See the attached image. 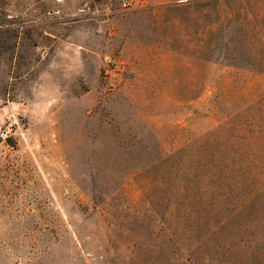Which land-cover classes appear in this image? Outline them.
<instances>
[{
	"label": "rangeland",
	"instance_id": "374dc122",
	"mask_svg": "<svg viewBox=\"0 0 264 264\" xmlns=\"http://www.w3.org/2000/svg\"><path fill=\"white\" fill-rule=\"evenodd\" d=\"M0 264H264V0H0Z\"/></svg>",
	"mask_w": 264,
	"mask_h": 264
},
{
	"label": "built area",
	"instance_id": "2783aa9c",
	"mask_svg": "<svg viewBox=\"0 0 264 264\" xmlns=\"http://www.w3.org/2000/svg\"><path fill=\"white\" fill-rule=\"evenodd\" d=\"M118 2L123 11L135 10L139 5V0H118ZM124 65V61L116 57H111L108 60V67L113 72L122 71L124 69Z\"/></svg>",
	"mask_w": 264,
	"mask_h": 264
}]
</instances>
